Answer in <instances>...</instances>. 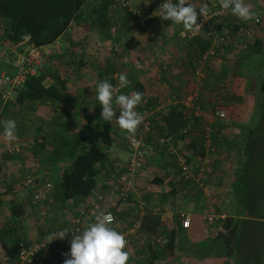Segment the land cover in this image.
Wrapping results in <instances>:
<instances>
[{
	"label": "trees",
	"instance_id": "obj_1",
	"mask_svg": "<svg viewBox=\"0 0 264 264\" xmlns=\"http://www.w3.org/2000/svg\"><path fill=\"white\" fill-rule=\"evenodd\" d=\"M208 1L216 2L219 5V0H205L206 4H208ZM115 3L116 0H0V44L5 43L8 45H17L21 43L26 36H28L26 43L35 47L54 43L55 40L60 39V37H62L66 43H73L74 40L75 45H77L76 42L81 41L80 38H83L87 31L96 26L97 29L105 31L106 34L112 38L111 47L114 46L113 50L116 51L118 48V44L116 42L122 39V34L129 33L130 36L126 37V39L122 41L121 48L124 51L134 52V54L137 51L143 53L141 56L139 54L136 56L135 54L134 58L136 60L132 64L131 71L128 70L130 71L127 77L130 81L128 85L130 88H127V94L130 95L134 91L142 93L143 99L136 109L139 111L147 110L150 112L148 119L151 122V126L146 137L147 144L151 142V140L156 142L157 146H160L159 149H162L166 153L167 158L171 161V165L177 167L175 154L172 153V150L170 149L171 145L166 142L159 144V138L161 136L170 135L173 138V144L176 141H183L187 139L188 144L190 143L193 148L191 155L184 153L187 159L189 161H194V158L198 160L203 159L206 155L203 125L208 122L205 121L203 117L189 116V114L185 111L186 108L184 105L177 101L181 100V98L186 96L191 91L194 86V83L192 82L193 79V81L197 82L200 87L199 102H203V96L205 97L207 94L211 95L213 89L217 88L219 85L220 80L219 82L216 80L217 85L214 87L211 83L215 74L213 70L209 71V67H212V62L215 61L214 57H210L207 65L205 66L206 76L204 78L198 80L193 76V70L197 66V59L201 58L205 49L208 48L209 43L200 36L191 37L189 43H187L188 46L186 47L188 50L186 53V56L189 57L188 61H182V64H178L177 67L179 68V74L182 75L183 79L188 78L192 86L189 90L186 87L181 91L171 89L169 90V94H167L168 98L164 97L160 95V93L155 92L151 85L142 82L139 78L137 79L138 75L144 73V70L140 69L139 66L141 64V60L143 61V58L146 57V50L148 51V56H150L153 50L158 48L156 53L154 51L151 58L152 67L154 66V63L158 67L159 61H162L160 54H165L164 47L156 43L155 47H147L146 44L137 37V35L133 34L136 33V29L133 25L143 19L142 16L145 15V13H143L144 9H136L133 7L137 11L140 10L142 15L140 16L128 10L127 7H114ZM117 10L123 11L124 18L127 19L113 25L112 20H114V15H111ZM252 10L257 13V9ZM152 17L153 18L149 23L152 28H155L153 26L155 16ZM218 17V19H220V16ZM255 18L258 17L256 16ZM254 19L249 20L250 24L253 23V27L258 25L261 21L258 18L259 21L255 23ZM223 22L228 26V28H231L230 32L234 35L237 34L239 27L246 25L244 23L247 21L239 20V18L233 15L229 9L225 10V12L221 14L220 28L223 26ZM78 28H80L81 31H79ZM99 37L100 35L98 38ZM252 40V38H249L246 48L241 49L236 47L234 49L239 51L243 50L251 54L263 53L264 44L258 39H255L254 41ZM22 48L23 45L19 46V51H22ZM224 49H231V47L228 46L227 48L226 46ZM184 51L185 50L182 52ZM9 55L10 60H13L16 56L13 52H10ZM58 55L60 56V54L51 53L48 57L52 60ZM62 55L63 54H61V56ZM144 63L146 67V64H148L147 58ZM3 68L10 69L11 67ZM111 71L113 72L114 70L111 68ZM123 72H125V70H123ZM47 79L50 80L48 83H46ZM147 80L149 79L147 78ZM67 83L68 80L60 76L58 68L55 66L54 62L50 64L45 63L42 70L36 74L29 75L24 84L16 88L18 92L16 100L18 103H23L26 100H51L59 102L67 94ZM110 83L114 85L112 79ZM165 86L169 87V84L165 83ZM260 89L264 92V82H262ZM145 91L150 94L148 98H145ZM1 103L2 101L0 99V104ZM6 103V105H0V115L4 113L5 116L8 117L10 101H6ZM202 104L203 103L200 105ZM207 104H210L209 100H205L204 105ZM93 105L98 107L95 109L98 114L100 111L99 109H101L102 106L97 102ZM194 105H196V102H194ZM115 111L116 117H118L120 111L119 107L115 109ZM116 117H114L110 122L104 121L100 118V116L97 117V133L94 137L95 140L91 144H86L84 136H82L79 132L55 136V138L53 137L50 140H42L40 143L37 142L38 138L33 140L34 144H32L30 150L35 161H40L42 164L49 167L59 161L65 163L62 168L58 169V172L56 171L57 174L54 179H52V185L49 189L51 191L44 193V195L46 194L44 198H38V202L44 206L47 205V209L53 211L57 208L63 207L67 202L74 198L96 196L93 192L97 184L99 166L107 160V150L115 141L117 133L114 130ZM216 124L217 125L215 126L212 125L215 129V133L212 135V145L217 147V150H221L222 140L225 135L221 130L222 134L217 136L216 131L218 132V130L223 127L222 125H218V123ZM17 127L21 128V130L23 129V126L21 125ZM184 128L187 130L186 133H183ZM254 130L255 127H250L247 130L248 132L245 135V137L247 136V140L245 144L241 145L243 146L241 150L237 151L238 164H240L241 168H237L235 171V178L231 181V183H233L236 198L237 191L238 193L241 191L242 199L241 202H238L239 208L236 210L234 215H226L219 219L221 230L218 231L215 236L212 237L210 242L207 243L209 247L200 246L198 248H192V246H188L185 244V240L180 234L182 227H180L178 220L176 221V226L167 228L161 221L158 213H151L149 211L142 220L138 235L136 237H131L125 248V251L129 253L128 264H171V262L173 264H177L175 260L179 259L180 256L185 257L187 262L190 264H206L208 262L223 264L226 260L231 258L236 261L233 253L235 241L238 237L237 234L240 231V237L241 232L248 231L249 229V223H245L240 226V222L244 220H241L239 216L245 214V212H249L247 214L248 216H255L254 213L256 210V204L259 201L256 195L251 197V193L249 194V192H246L244 188L243 190L240 188L243 185L242 182L245 170L249 163V160L247 162V159L254 153L250 141V136L254 134ZM240 132L242 133V131ZM153 133L158 134L157 137H154L155 141L152 139ZM21 137H23V134ZM225 144L228 145V147L225 148H227V150H231L230 141H226ZM239 147H237V149ZM40 151L44 152L41 153ZM208 151H210V149ZM4 152L10 155V152L8 151ZM212 152L213 150L211 153ZM210 164L212 166V163ZM212 172L210 174H212ZM28 174H25L24 177ZM30 175L34 178L32 174ZM4 184L7 185V182L5 181ZM41 192L42 191H40V193ZM144 198L147 202L150 201L146 193L144 194ZM102 202L103 201H101V205ZM259 202L261 203V200ZM31 207L34 208L31 200L27 201L25 199V201L20 202L16 200V198H12L9 202V215L11 218L0 224V250L10 260L9 263L19 261V243L23 241L28 242L19 227H22L23 220L26 219L28 215L30 216L29 209ZM86 221L87 220L83 223L81 231L85 227ZM49 231H46V233ZM159 236L164 237L166 240L163 242L157 241ZM137 241L140 243L139 248L136 252L134 251V254H132L127 250V248L129 245L136 244ZM217 243L219 244V246L216 247L217 251H213V245H216ZM55 246H59V243L56 242ZM210 247V252H207L208 250L206 248ZM45 254H43L39 262L35 264H39L41 262L43 263L42 258ZM48 263L53 262L49 260ZM57 263L60 264L58 260L56 261V264ZM241 263L243 264V262Z\"/></svg>",
	"mask_w": 264,
	"mask_h": 264
},
{
	"label": "crops",
	"instance_id": "obj_2",
	"mask_svg": "<svg viewBox=\"0 0 264 264\" xmlns=\"http://www.w3.org/2000/svg\"><path fill=\"white\" fill-rule=\"evenodd\" d=\"M177 2L178 0L175 1V3ZM191 3L195 4L194 2ZM213 3L215 2L208 1L207 5L211 9V11L214 12L217 9L215 6H213ZM245 3L251 5L252 9H257V14L260 17V12L263 10V8L262 4L259 6L258 0H245ZM204 4H206V2H204ZM195 5L197 9H199L197 4ZM132 6L136 9L149 10V12L153 14H149V16H155V20H153V26L155 27V30L156 28H161L160 22H162V14L159 10L157 0H132ZM199 17L200 14L198 12V19L200 20ZM218 18L219 17L217 15L211 13L208 20L203 19L204 23L202 25V28H206L208 25H218L220 21L217 20ZM239 20L241 19L239 18ZM197 24H200V22L197 21ZM166 25V34H159V37L157 39H152L151 37L150 39L155 41L156 44H159L163 47L167 46L165 54L171 57V61H175L174 65L176 66V61L181 55V53L178 52V49H182V51L187 50V48L184 47L188 46L187 43H189V40L192 36H198L194 34H196L197 32L199 34L201 33L202 28L199 31L195 30L193 32H185L181 24L173 23L171 20H166ZM254 28L255 33L253 34L252 41L258 39L264 44V24H262V22L260 21V23L258 25H255ZM136 35L138 36L139 34ZM138 37L140 38L141 36ZM153 53L154 51L150 56H148V51L146 52V58L149 59H147L148 64H146L145 67V70L149 71L150 74L152 73V75L154 74L153 70H155L157 66L154 63V66L152 67L151 64ZM223 55H225L226 57ZM223 55L212 62V67H209V71L213 70L214 74H217L218 72L224 73V77H220L217 82H219V80H221L222 83L227 82L229 90L234 88L241 89L239 94H243L244 97L246 95V85L248 84L247 88L249 87L248 81L252 80L256 82V79L260 78L261 82H264V52L251 54L243 50H233L232 48L230 52H224ZM223 60L229 63L231 61L233 62V64H231L230 66L225 65V61L223 62ZM223 66L225 67V69H223ZM119 68L120 70L122 69L121 72H115L116 75L113 74V86L118 89L117 94H127V88H130L129 86L123 89H119V74L123 73L128 77L130 71H128L126 67L121 68V66H119ZM124 69L125 72H123ZM86 72L88 71H85L84 73ZM168 74H170V80L166 81L164 79V81L160 83L157 82V86L151 84L149 80H140L151 85L152 88H154L155 92L160 93V95L164 97H167V94H169V90L171 89L176 91L185 89V86L182 82V75H179V83H177L175 82L176 79L174 74L172 72H169ZM193 80V88L196 87L200 90L198 83ZM165 83H168L169 87L165 86ZM76 85L80 86V84H76L74 83V81H68V83L66 84L67 94L59 102L51 100L38 101L36 108L37 128L39 130L37 133L38 143L42 142V140L45 141L50 140L53 137L55 138V136L75 132H79L82 136H84L86 144H91L95 140L94 137L97 133L96 126L98 124L97 117L100 116V118H102V108L99 109L100 111L97 114L96 110L92 107L94 103L89 104L88 102H86L88 103L89 107L87 104H85L83 108L79 107L78 103L76 102L77 100L74 98V89L76 91ZM91 85L92 83H82L83 87H89ZM252 88L253 87L250 85L252 93L256 94ZM145 94V98H148L150 95L146 91ZM208 95L209 101L214 102L212 96L210 94ZM241 95L237 96L241 97ZM226 96L227 93L224 97ZM82 99H85V97H83ZM12 108H10V110ZM117 108L118 107L114 104V110ZM202 117L205 121L210 122L211 125H217L216 120H214L212 115L209 114L207 117L202 115ZM218 125H222V123L219 122ZM232 125L233 124L230 123L229 120H225L224 124L222 125L223 128L218 130V132L216 131L217 136H220L222 134L221 130L223 134L227 136L226 133L232 131L230 128L233 127ZM16 126H20V124L16 123ZM27 130L28 129L26 125L22 130L21 128L16 127L15 135L19 137ZM114 130L117 132L115 141L113 145L107 150V153L110 152L111 154H107V160L99 166L97 184L93 192L96 195H102L104 197L102 208L104 210L112 211L117 217L119 226L125 228L128 226L131 219L132 205L130 206V202H133V199L136 197L137 189L144 190L146 192V195L148 196V199L150 200L148 201L150 205L149 211L151 213H158L161 221L167 228L176 226V221L178 220L180 227H182L180 230V234L183 236L185 244H187L188 246H192V248H198V242H201L203 240H208L210 242L212 237L221 230L219 219L223 218L226 215L235 214L230 210V208L226 206L228 201L227 198H229L231 195L225 192V190L228 188L232 179L235 178V171L237 169L236 164H238V160H232V156H229V154L233 155V152H235L236 150H232L231 148V150L224 149L223 151H221L220 149L217 150V147H215L216 149L210 154L213 168V172L210 175H199L198 161L192 162V170L194 176L202 180L204 179L205 181L204 185L200 187L193 178L190 181L182 180L179 175L178 168L171 165V161H169V159L167 158L166 153L162 149H159L160 146H157V143L153 142L152 140L151 142L148 141L149 143L144 166L140 174L136 178H134V183L133 181L131 182L133 183V185L129 187V197L126 200H122L117 197V192L114 189L113 184L108 182V176L111 173L118 174L120 172H123L129 153L126 147L127 140H122L120 136L121 129L119 128L117 123H115ZM0 135L3 136L2 141H0V171L2 177L8 185L10 184V182L11 184L13 183L12 169L15 166L14 164H12V158H14L13 160H16L20 164L22 162L14 157V152L10 153L9 155L3 151L5 143H7V141L5 140L3 135L2 125H0ZM157 135L158 134L153 133L152 139H154V137H157ZM183 143L184 142H174L173 147L176 150L182 152L181 147H183V149H186L187 147V143ZM28 144L32 145L34 143L32 141ZM188 146L189 148H192V145H190V143L188 144ZM43 152L44 151H42L41 153ZM192 152L193 148L189 153ZM225 153H227L228 156L224 155ZM25 154L32 157V153L29 148ZM235 161H237V163ZM28 162L29 160H27L23 164V167L25 169H29L31 168V166L37 167V176L40 179H43L44 181L50 183L51 185L52 179H54L55 175L58 172V169L62 168V166L65 164L59 161L49 167L45 164H42L40 161H33L32 165L30 166V163ZM230 163H234L233 168H230ZM20 167H22V165ZM18 168L16 167V169ZM50 191L51 190L47 189L46 191H42L41 193H35L36 195L34 194V202L36 205L34 206V208L31 207L29 209V213L33 209H36V211H38L39 208L41 210V213L43 212V208H45V206L47 205L44 206L43 204H40L37 206L39 201L38 198H44L46 195H44V193ZM197 197H199V199ZM87 201L88 197L74 198L70 200L63 207L57 208L56 211H51L53 213L52 215H54L55 217L53 216V218H49V223L53 224L54 226H62V228L60 229H64L74 219L73 217L78 214V209L84 207ZM259 201L256 204V210L254 213L255 216H252L248 219V221H250L247 222L249 223V230L255 231L257 229V227L253 223L257 222L264 224V206H262ZM48 211L50 210L48 209ZM41 213H39V211L37 212V214L40 215ZM179 213L187 214L189 216L190 223L188 226H184L183 222L178 218ZM208 214L209 216L211 215L213 217L212 221L206 218ZM241 216L243 215H240L239 218H241ZM91 219L92 218L89 217L86 218L87 221L85 226L92 223ZM33 222L36 223V221L34 220ZM46 223L47 225L49 224L48 221ZM30 234H32V240L36 242L39 241L46 233H43L42 227L32 225L30 226ZM258 235L260 245L258 248H254L258 249V252L249 256L250 263L247 264H264V227L258 230ZM139 245L140 243L139 241H137L136 244L129 245L127 250L130 253L133 251L136 252L139 248ZM132 248H134V250H132ZM135 252H133L132 254H134ZM229 260H226L223 264H241L239 258L236 259V261H234V259L232 258ZM175 262H177V264H190L183 256H180L179 259L175 260ZM171 264L173 263L171 262ZM206 264L215 263L208 262ZM244 264H246V262Z\"/></svg>",
	"mask_w": 264,
	"mask_h": 264
},
{
	"label": "rangeland",
	"instance_id": "obj_3",
	"mask_svg": "<svg viewBox=\"0 0 264 264\" xmlns=\"http://www.w3.org/2000/svg\"><path fill=\"white\" fill-rule=\"evenodd\" d=\"M258 1H259V6L262 4L263 10L260 12V17L258 15L257 17L261 20L262 24H264V6H263L264 0H258ZM143 11H144L143 13L147 14L148 16L149 14L153 15L148 10H143ZM113 15H114V20H112L113 25L127 19V18H124L123 11L121 10H117L113 12L111 16ZM152 18L153 17H150V16L147 19L143 18L139 20L138 23H135L133 25L136 29V33L139 34L138 36H141L140 39L146 44L147 47L149 46L155 47V41L151 40L150 37L152 39H155V38L157 39V37H159L158 36L159 34H166L165 33L166 26H167L166 20L162 19V22H160L161 23L160 26L162 29L156 28L155 30V28L153 29L149 23ZM247 24H250V22L247 21ZM78 29L79 31H81L80 28ZM0 32H1V26H0ZM136 33H133V34L136 35ZM82 34H83V31H82ZM99 35L100 37L98 38ZM111 35H112V32H111ZM129 36H130L129 33L122 34V39L116 42L118 44L117 45L118 48L116 51L113 50L114 46L111 47L112 38L109 37V35H107L105 31L97 29L96 26H94L89 31H87L84 37L80 38L81 41L76 42L77 45H75L74 40H73V43H66L65 40H63V38L60 37V49H59L60 51L57 53L55 52L56 54H60V56L58 55L57 57H54L52 59L53 61L50 60L49 57H47L46 63L48 62V64H50L54 62L62 78H66L68 81H74V83L80 84V86L76 85V91L74 89V98L77 100L76 102L78 103L79 107L83 108L84 105L85 104L88 105V103L89 104L96 103V102L99 103L98 100L96 99L97 84L105 79H107L109 82H111V79L114 80L113 74L116 75L115 72L120 73L122 70V69L120 70L119 66H121V68L126 67L127 70L131 71L132 64L136 60L134 58L135 54L136 56L137 54L141 56L143 53V52L140 53L137 51L134 54V52L124 51L121 48L122 41L125 40L126 37H129ZM82 40H86V41H82ZM157 49L158 48H155L153 51L157 52ZM164 49L166 50L167 46H165ZM17 51H19V49H17ZM178 52H180L181 55L179 56V59L176 61V66L178 64L181 65L182 61L184 62L188 61V58H189L186 56V53L188 52V50H185L184 52H182V49L180 50L178 49ZM61 54L63 55L61 56ZM160 58L162 59V61H159L158 67L157 66L156 68L154 67L155 70H153L154 74L152 75V73L150 74L149 71L145 70L146 68H145L144 62L146 61V57H144L143 61L141 60V64L139 66L140 69L144 70V73L139 75L138 78L142 80H147L148 78L151 84L157 86V82L160 83L164 81V79L166 81H169L170 74L168 73L172 72L176 79L175 82L179 83V75H180L179 68L174 65L175 61H171V57L166 54H160ZM224 61L225 60H223V62ZM259 62H262V61H259ZM224 64L230 66L231 64H233V62L230 61L229 63L225 61ZM9 66L10 65L6 63L3 60L2 56L0 55V68L9 67ZM111 68L112 70H114L113 72L111 71ZM223 69H225L224 66H223ZM85 71H88V72L84 73ZM217 74L214 75L213 80L211 82L213 87L217 85L216 80L218 81L220 77H224V73L218 72ZM259 79H256V82L252 80L248 81L249 87L247 88L248 86L247 84L245 87L246 95L244 97H243V94L242 95L239 94L241 89H237V88L230 89L227 92L226 97H224L225 95L222 96V99H223L222 107L226 110L225 120L226 121L229 120V122L233 124L232 125L233 127H230L232 131L226 133L227 136L223 137L222 148L227 149L225 147H228V145H226L225 143L226 141L227 142L230 141V147L232 148V150H236V151L233 152V155L229 154V156H232V160H238L237 151L241 150V148L243 147L241 145L245 144L247 140V136L245 137L246 133L248 132L247 130L250 127H255L254 134L250 136L251 137L250 141H251V145H252L254 153L247 159V162L249 160V163L245 170V175H244L243 182H242L243 185L240 188L242 190L244 188L246 192H249V194L251 193L250 194L251 197L256 195V197L259 200H261L262 206H264L263 205L264 204V92L261 91L260 89L262 82H261V79L260 80ZM49 81L50 80L47 79L46 83H48ZM182 82L188 90L189 88H191L192 84L188 78H185V79L182 78ZM82 83H85V84L92 83V85L89 87H83ZM250 85L253 87L252 89L257 95L252 93L250 89ZM214 90H216V88H214L213 91ZM17 93H18L17 89L10 90L9 99L7 101H10L9 108H12V107L13 108L10 110L8 117L5 116L4 113H2V115H0V119L1 121H5L7 117V120H14L16 123H19L23 127L26 125L28 130L23 134V137L16 136V139L13 140L12 142L7 141L3 149V151H8L9 147L19 144L20 145L19 151H13L14 153L13 152H10V153L15 154L14 157L17 160H20L22 163L20 164L16 160H13L14 158H12V161H13L12 164H14L15 166L12 169V177H13L12 182L13 183L11 184L10 182L9 185L5 184L4 191L0 192V224H2L7 219L11 218V216L9 215L10 213L9 212V202L11 201L12 198H16V200L20 202L25 201V199L27 201L31 200L32 205L34 207L36 205L34 202V194L40 191H46L47 189H50V186H51L50 183L44 181L43 179H40L37 176V170H36L37 167L31 166L33 161H35V159L31 157L30 155L25 154L28 148L31 149V146H32V145H29L28 147V143L35 140V138L37 139V133L39 131L37 128V113H36L38 101L26 100L23 103H18L16 100ZM237 95H241V97ZM83 97H85V99H82ZM208 97L209 95L207 94L205 97L203 96V99H202L203 100L202 115L206 117L209 114H212V111L214 107L216 106V104L212 101H210V104L204 105L205 100H209ZM6 104H7L6 102L4 103L2 102L0 105L3 106ZM92 107L94 109L98 108V107H95L94 105H92ZM240 131H242V133ZM120 136L122 140L126 141L127 139L126 132H123L122 130H120ZM2 139H3V136L0 135V141H2ZM176 142H184L183 144L187 143L186 149H183V147H181V151L187 155L188 154L191 155V153L189 152H191L192 148H189L187 139L183 141H176ZM237 147L239 148L237 149ZM222 148H221V151H223ZM15 152H19V153H15ZM107 154L109 155L111 153L109 152ZM224 155L228 156L227 153H225ZM19 156H23V157H19ZM209 159L211 162L210 157ZM27 160H29L28 163H30V166L32 169L31 168L25 169L23 167V164ZM193 160L195 162L198 161V163L200 162V160L195 159V158ZM245 160H246V157H245ZM194 161H191V163ZM235 162L237 163V161ZM21 165L22 167H20ZM233 165L234 163H230L229 164L230 168L231 167L233 168ZM236 166L237 168H239L240 164H236ZM16 167L17 168L20 167V168L16 169ZM140 172L141 171H139L135 175L134 178H136L140 174ZM28 173L34 176V184L31 187H24L23 177L25 174H28ZM225 192L230 194L231 195L230 197L233 196L232 198L230 197L227 198L228 201H227L226 206L230 208V210L233 211V213H235L236 210L239 208L238 202H241V199H242L241 191H239V193L237 191V198H236L235 190L233 188V183H230L228 188L225 190ZM197 198L199 199V197ZM40 204L41 203L38 202L37 206ZM56 210L57 209H55V211ZM38 211L39 213H41L40 208L38 209ZM38 211H36V209H33L30 212V216L28 215L26 219L23 220V226L19 227V229L22 230L24 237L28 240V242H34V240H32L33 239L32 234H30V226L32 225L42 227L43 233L45 231L57 230V229L62 228V226H56V225L54 226L53 224L49 223V218H53L54 215H52L53 213L51 211H48L47 206L43 209V212L41 213V215L37 214ZM248 213L249 212H245V214L241 216V220H244V221L240 222V226H242L243 224L247 222H250L248 221V219L252 216H248L247 215ZM33 220L36 221V223L33 222ZM47 221L49 223L48 225L46 223ZM253 224L257 227L255 231L248 229V231L241 232L240 237H239V234H240V231H239L237 234L238 237L235 241V248H234L235 258L236 259L239 258L240 263L243 262V264L245 262L246 264L250 263L249 256L251 254L257 253L258 249H254V248H258L260 245L258 230L264 227V224L257 223V222ZM70 237L67 236L66 238L58 242L59 246H54L53 249H51L50 251H47L44 257L42 258L43 263L41 262L39 264H56L57 260L60 262V264H63L64 262L63 258H65L64 254L70 252V240L72 239V236ZM208 242H209L208 240H203L201 242H198V247L200 246L209 247L207 245ZM213 246H214L213 251H217L216 247H218L219 244L217 243L216 245H213ZM206 249L208 250L207 252H210L211 247L206 248ZM132 250H134V248H132ZM49 260H51V262L53 263H48ZM9 264H22V263L18 261V262H12Z\"/></svg>",
	"mask_w": 264,
	"mask_h": 264
},
{
	"label": "built area",
	"instance_id": "obj_4",
	"mask_svg": "<svg viewBox=\"0 0 264 264\" xmlns=\"http://www.w3.org/2000/svg\"><path fill=\"white\" fill-rule=\"evenodd\" d=\"M176 0H171V2L175 3ZM164 0H157L158 7L162 5ZM190 2H194L200 7L204 4L205 0H190ZM122 6L127 7L128 10L136 13L137 15H141L140 11H137L132 6V1L130 0H116L114 7ZM213 6L216 7V11H211V13L220 16V20L218 25H208L206 28H202L204 23V18L200 15V22L202 31L199 34L198 32L194 35H198L204 38L208 43L209 46L205 49L204 53L202 54L201 58L197 59V66L193 70V76L196 79H201L206 76V69L205 66L207 65L208 60L210 57H214L218 59L223 55V53L230 52L233 48H246L247 41L249 38L253 37L255 33V28L252 24L242 25L239 27V31L237 34L232 35L227 25L224 24L220 28L221 22V14L225 12L224 9L218 5V3H213ZM211 10V9H210ZM162 14V13H161ZM143 18L147 19L149 16L145 14L142 16ZM258 18L254 19V22H258ZM254 23V24H255ZM196 29V30H200ZM28 40V36H26L23 41L17 45H8V44H0V55L2 56L3 60L8 63L11 67L8 68H0V99L4 103L9 99L10 90H15L16 88L20 87L24 84L25 80L29 75L36 74L40 70H42L45 66L46 59L51 53H57L60 50V39H56L54 43L43 45L40 47L32 46L31 44L26 43ZM22 51H17L19 46H22ZM231 49H224V47ZM10 52H15L16 56L13 60H10ZM229 91L228 83L219 82L216 90L211 93V96L214 100L216 106L212 111V117L216 120V123L225 122L226 118V110L221 106L222 105V96H224ZM200 92L199 89L194 87L191 91L181 98V100L177 101L182 103L186 108V113L194 117H201L202 116V105L203 102H199ZM196 102V105H194ZM143 116V122L139 125L135 132L134 139H127L126 147L128 150V159L126 165L124 167L123 172L118 174L111 173L108 176V182L112 183L114 189L117 192V197L122 200H126L129 197V187L134 183L135 175L142 170L143 164L145 161V156L148 149V144L146 142V137L148 132L150 131L151 122L148 119L150 116V112L147 110L139 111L135 109ZM189 110V111H188ZM203 134H204V147L206 155L203 159L199 162V175L203 176L204 174L209 175L212 172V166L210 162V154L211 151L215 150V146H213L212 142V135L215 133V129L211 125L210 122L203 125ZM186 128L183 129V133H186ZM169 143L171 145L172 153L175 154V162L177 168L179 170V175L182 179L190 181L192 178L197 182V184L202 187L204 185V179H200L193 174L192 170V163L187 159L184 153L177 151L173 147V138L170 135L161 136L159 138V144ZM19 144H16L12 147H9V152L19 151ZM210 149V151H208ZM134 180V181H133ZM133 181V183H131ZM5 180L2 177L0 171V192L4 191V184ZM34 184V178L28 174L24 177L23 186L24 187H31ZM146 192L144 190L137 189L136 197L133 199V202H130L131 206V219L127 227L122 228L119 226L117 222V217L112 211L104 210L101 205V201H103L104 197L102 195L90 196L88 197V201L86 205L82 208L78 209V214L73 217L74 219L68 224L64 229H57L51 230L47 232L39 241L36 242H27L23 241L19 243V253L18 259L22 264H35L39 262L40 258L43 254L47 251H50L53 246H55L56 242H59L60 239L53 240L51 243L46 244V236L52 232H58L63 230H68L67 236H74L81 232V227L85 222L86 218H92V222H94V213H99L100 211L107 213H111L114 217V222L111 225L115 230L122 233L129 243L131 237H136L138 232L141 228L142 220L144 216L149 212L150 205L144 198V194ZM36 195V194H35ZM37 198V196H36ZM178 218L183 222L184 226H188L190 223V218L187 214L179 213ZM208 220L212 221L213 217L209 214L206 217ZM164 237L159 236L157 241H165ZM64 260V258H63ZM10 260L7 256L1 251L0 252V264H9ZM64 264V262H63Z\"/></svg>",
	"mask_w": 264,
	"mask_h": 264
},
{
	"label": "clouds",
	"instance_id": "obj_5",
	"mask_svg": "<svg viewBox=\"0 0 264 264\" xmlns=\"http://www.w3.org/2000/svg\"><path fill=\"white\" fill-rule=\"evenodd\" d=\"M219 5L224 10H231L232 14L244 21L254 19L258 14L252 10L251 5L245 0H219ZM162 19L171 20L181 24L185 32H193L201 28L197 24L198 12L205 20L209 19L211 10L207 4H202L199 9L190 0H164L159 7ZM183 34V33H182ZM130 81L123 73L119 74V89L129 85ZM115 88L107 79L96 86V99L102 106L101 117L104 121H112L116 117L114 104L119 107V116L116 123L119 128L128 134L129 139H134L135 132L143 122V116L135 109L143 99L138 91L128 94H117ZM6 141L16 139V122L14 120L0 121ZM114 217L111 213L100 211L94 213V222L87 224L80 234L72 236L70 252L64 254V264H128L129 253L125 251L127 241L124 235L115 230L111 225ZM68 235V230L49 233L46 244L53 240H63Z\"/></svg>",
	"mask_w": 264,
	"mask_h": 264
}]
</instances>
